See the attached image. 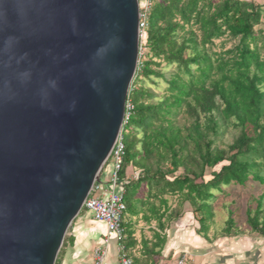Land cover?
Segmentation results:
<instances>
[{"label":"water","instance_id":"1","mask_svg":"<svg viewBox=\"0 0 264 264\" xmlns=\"http://www.w3.org/2000/svg\"><path fill=\"white\" fill-rule=\"evenodd\" d=\"M139 0H0V264H56L123 129Z\"/></svg>","mask_w":264,"mask_h":264},{"label":"trees","instance_id":"2","mask_svg":"<svg viewBox=\"0 0 264 264\" xmlns=\"http://www.w3.org/2000/svg\"><path fill=\"white\" fill-rule=\"evenodd\" d=\"M263 20L264 3L253 0H156L122 129L124 215L142 213L163 231L189 204L196 234L211 240L219 197L233 187H264ZM229 131L234 137L225 143ZM128 167L137 172L134 179L127 178ZM144 186L147 194L139 197ZM225 207L223 236L239 235L236 209ZM246 216L264 237V188L250 196ZM124 220L126 242L134 232ZM155 234L146 264H154L166 241ZM134 244H125L127 250Z\"/></svg>","mask_w":264,"mask_h":264},{"label":"rangeland","instance_id":"3","mask_svg":"<svg viewBox=\"0 0 264 264\" xmlns=\"http://www.w3.org/2000/svg\"><path fill=\"white\" fill-rule=\"evenodd\" d=\"M253 1L264 3V0ZM260 26L264 28V20ZM218 43L220 44V41ZM231 46L232 43L226 44V48ZM144 54L145 49L143 50ZM146 84L148 85V82ZM233 137V131L226 133L225 143L231 142ZM108 162L110 165L112 159L110 158ZM263 188L259 183H255V186L249 184L247 188H230L227 196H220L215 202V223L209 232L211 240L196 235L199 224L194 220V214L192 219L188 218L193 212H191L190 205L186 204L183 217L173 223V230L169 232L168 240L171 244L175 243L178 254H173L167 264H178L179 260L184 261V264H264V237L249 228L246 216L250 196L253 193L255 195L261 194ZM233 199L236 203H232ZM226 204H232V208L236 209L235 219L242 231L239 235L223 236L222 232L229 217L228 208L225 207ZM150 234L151 232L148 229L146 235L149 237ZM116 247L117 244L115 243V250Z\"/></svg>","mask_w":264,"mask_h":264},{"label":"crops","instance_id":"4","mask_svg":"<svg viewBox=\"0 0 264 264\" xmlns=\"http://www.w3.org/2000/svg\"><path fill=\"white\" fill-rule=\"evenodd\" d=\"M110 175L111 165L107 168L105 167L102 172L101 181L103 189L108 188L107 183ZM126 175L128 179H134L137 176V172H135L132 167H128ZM147 191L148 188L144 186L138 192V196L144 197L147 194ZM97 194L100 195L99 193ZM191 214L188 217L189 219L193 218V213ZM124 219L126 223L125 225L131 226L132 231L134 232V239L127 238L125 242V244L129 245L135 240V244L128 248V253L133 260V264H146L148 259V245L152 249L154 244L158 241L155 231H158L165 236L166 241L163 248L160 250L161 253L159 255H153L150 263L167 264L173 254H178L175 243L171 244L170 240H168V236H170L169 232L173 230V223L176 221L167 225L166 228L161 231L158 228L157 222L152 221L151 223H148L144 220L142 213L137 215L125 214ZM148 229L151 232L149 237L146 235ZM106 234V224L95 220L92 213L83 208L81 213L73 221L65 236L56 264H96L95 251L98 248H104L106 250L104 262L102 264H121L118 250H115V242L112 240L109 244L105 243ZM174 250L175 252L173 253ZM179 262L180 260L178 261V264Z\"/></svg>","mask_w":264,"mask_h":264},{"label":"built area","instance_id":"5","mask_svg":"<svg viewBox=\"0 0 264 264\" xmlns=\"http://www.w3.org/2000/svg\"><path fill=\"white\" fill-rule=\"evenodd\" d=\"M139 1L141 57L144 50L142 42L145 38V30L149 26V17L156 0ZM132 109V103L127 100L126 117L124 123H126ZM125 153L126 145L124 142L123 132L121 131L110 157L112 159V168L111 175L107 183L108 188L103 189L102 181L96 182L87 200L85 201L84 208L92 213L95 220L104 222L106 224L107 234L105 243L109 244V242L113 240L117 244V250L121 264H133V260L130 258L124 242L125 234L122 224L124 213L126 211V203L124 200L125 190L121 185L119 172L124 164ZM105 255L106 250L104 248L96 249V264H102L104 262ZM179 264H183V261L180 260Z\"/></svg>","mask_w":264,"mask_h":264}]
</instances>
